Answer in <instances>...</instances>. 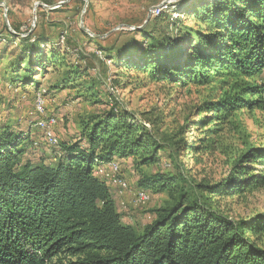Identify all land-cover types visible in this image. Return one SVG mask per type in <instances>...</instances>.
<instances>
[{
	"label": "trees",
	"instance_id": "trees-1",
	"mask_svg": "<svg viewBox=\"0 0 264 264\" xmlns=\"http://www.w3.org/2000/svg\"><path fill=\"white\" fill-rule=\"evenodd\" d=\"M208 1L189 25L171 24L184 29L174 43L162 35L171 40L164 59L141 49L127 53L145 56L126 68L147 81L198 92L182 126L161 131L153 112L136 117L115 106L82 122L79 138L59 143L50 163L35 158L27 135L0 127V264H264V212L233 221L215 203L264 189V144L232 150L239 117L264 115V0ZM12 31L0 41L14 38L36 59L24 58L22 74L13 63L5 80L14 88L35 85L34 69L47 68L38 52L45 36ZM149 40L148 52L158 55L163 45ZM216 153L235 157L228 175L190 181L185 166H201ZM164 156L168 169L158 170ZM117 159L131 160L139 190L170 197L142 229L122 222L114 191L93 176L96 165Z\"/></svg>",
	"mask_w": 264,
	"mask_h": 264
},
{
	"label": "rangeland",
	"instance_id": "rangeland-1",
	"mask_svg": "<svg viewBox=\"0 0 264 264\" xmlns=\"http://www.w3.org/2000/svg\"><path fill=\"white\" fill-rule=\"evenodd\" d=\"M78 1L0 0V36H8L9 30L13 29L18 31L20 38L31 34L44 35L45 42L38 52L47 61L45 71L34 69L32 81H36L35 85L28 83L11 87L5 80L11 73V65L19 63L22 70L18 73L22 74L27 65L24 58L34 61L36 58L22 54V46L14 38L6 40V43L0 41V127L9 126L22 138L27 135L30 144L39 143V148L35 147V158L44 157L46 163L51 162L58 150L43 145L41 133L35 127L38 116L33 105L37 92L43 95L47 115L56 119L55 137L60 144L78 139L82 122H87L93 116H101L115 106L136 117L143 112H153L160 119L161 131H165L166 125L180 127L184 124L190 106L197 99L198 92L194 89L189 93L179 92L168 84H153L143 74H135L126 66L128 62L143 64L146 59L140 55L141 52L150 55V59L159 56L164 59L171 40L174 43L176 35L184 30L181 24L177 27L171 24L181 19L189 25L190 14L208 0H182L181 4L180 1L175 2L171 5L173 8L162 15L163 18L157 21L150 18L146 25L144 22L152 7L165 0ZM60 3L64 4L57 7ZM81 21L87 32L81 30ZM163 34L171 40H164ZM61 37L64 38L63 44ZM150 37L158 39L163 45L158 55H151L146 48L145 42L149 43ZM31 38L33 42L34 37ZM133 40L136 43L131 46ZM130 49H141V52L129 55ZM119 53H125L122 62ZM53 61L55 68L51 66ZM239 121L241 134L234 136L232 150H242V143L264 144V115L244 113ZM186 137L190 143L192 137L189 134ZM29 155L27 157H32ZM231 157L232 154L223 156L216 153L205 158L201 166L186 165L187 176L190 181L197 182L204 178L209 183L217 182L228 175L235 158L231 160ZM117 161L131 192L139 190L131 160ZM169 163L164 156L156 167L163 171L168 169ZM147 193L150 201L145 205L134 207L130 201L129 208L127 203L123 204L127 209L124 213L117 205L124 224L142 229L156 219L157 211L170 206L171 200L167 193ZM215 203L219 211L226 213L233 221L246 219L264 212V189L241 198L224 197Z\"/></svg>",
	"mask_w": 264,
	"mask_h": 264
},
{
	"label": "built area",
	"instance_id": "built-area-1",
	"mask_svg": "<svg viewBox=\"0 0 264 264\" xmlns=\"http://www.w3.org/2000/svg\"><path fill=\"white\" fill-rule=\"evenodd\" d=\"M173 3L175 2L172 0H165L157 6L152 7L150 10L151 18H158L167 14L170 9L173 8L171 6ZM63 40L64 38L61 37V44H63ZM35 95L33 106L34 112L38 116L35 127L41 133L42 144L48 148L58 150L59 143L55 137L56 119L47 115L46 103L43 99V95L39 92ZM38 144L37 142L33 143L34 147L39 148ZM93 176L105 182L110 189L115 191L117 197L123 199L119 205L123 213L127 211L125 205H123L125 203H127V208H129L131 203L134 207H137L145 205L150 201L149 194L143 190L131 192L129 185L121 175V169L117 160L96 165L93 170ZM127 195H130V197Z\"/></svg>",
	"mask_w": 264,
	"mask_h": 264
},
{
	"label": "water",
	"instance_id": "water-1",
	"mask_svg": "<svg viewBox=\"0 0 264 264\" xmlns=\"http://www.w3.org/2000/svg\"><path fill=\"white\" fill-rule=\"evenodd\" d=\"M83 1H84V0H83ZM173 1H174V2H179V1H182V0H173ZM84 2H85V1H84ZM63 4H64V3H60V4L57 5V7H59V6L63 5ZM84 4H85V3H84ZM2 6H3V5H2ZM84 6L86 7V4H85ZM35 7H37V5H36ZM83 14H84V12L81 13V15H83ZM150 18H151V15H150V13H149L148 16H147V18H146V21L144 22V25H146V24L149 22V19H150ZM80 23H81V24H80V25H81V30L84 31V32H87V31L84 30L83 27H82V21H81ZM122 27H123V26H121L120 28H122ZM136 30H139V28L136 29ZM10 31H11V30H10ZM11 33L14 34L13 31H11ZM29 33H31V31H29ZM15 35H16V34H15ZM95 37H97V36H95ZM97 38H98V37H97Z\"/></svg>",
	"mask_w": 264,
	"mask_h": 264
},
{
	"label": "crops",
	"instance_id": "crops-1",
	"mask_svg": "<svg viewBox=\"0 0 264 264\" xmlns=\"http://www.w3.org/2000/svg\"><path fill=\"white\" fill-rule=\"evenodd\" d=\"M111 190H112V189H111ZM112 191H114V190H112ZM122 200H123V199H121V198L115 196V191H114V203H115L116 207H117V205H120V204H121V201H122Z\"/></svg>",
	"mask_w": 264,
	"mask_h": 264
}]
</instances>
